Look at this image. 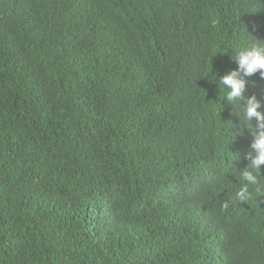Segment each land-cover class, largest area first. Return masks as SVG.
<instances>
[{
  "label": "trees",
  "instance_id": "trees-1",
  "mask_svg": "<svg viewBox=\"0 0 264 264\" xmlns=\"http://www.w3.org/2000/svg\"><path fill=\"white\" fill-rule=\"evenodd\" d=\"M253 43L264 0H0V264H264Z\"/></svg>",
  "mask_w": 264,
  "mask_h": 264
},
{
  "label": "clouds",
  "instance_id": "clouds-1",
  "mask_svg": "<svg viewBox=\"0 0 264 264\" xmlns=\"http://www.w3.org/2000/svg\"><path fill=\"white\" fill-rule=\"evenodd\" d=\"M232 59L238 63V68L223 76L215 72L218 79L214 81L218 83L219 90L224 93L222 102L226 99L235 105V102H241L244 98L248 84L245 77L258 71L264 76V44L253 43L243 48L237 46L232 49ZM260 108L261 102L255 95L249 97L247 103L243 105L245 120L250 123L255 118L257 124L255 127L252 126L254 139L251 151L248 153L249 164L242 169L241 173L246 183L242 184L235 193V198L240 202H245L250 198V189H254L257 195H264V183L261 182V173L264 172L261 168L264 165V112H261ZM228 207V203L223 204L224 209Z\"/></svg>",
  "mask_w": 264,
  "mask_h": 264
}]
</instances>
